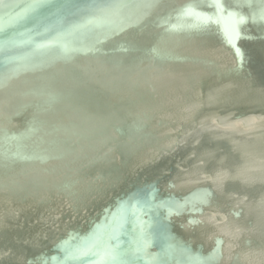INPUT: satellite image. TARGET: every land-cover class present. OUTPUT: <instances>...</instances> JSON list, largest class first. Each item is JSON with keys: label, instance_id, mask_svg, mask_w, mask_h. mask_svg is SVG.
I'll return each mask as SVG.
<instances>
[{"label": "water", "instance_id": "1", "mask_svg": "<svg viewBox=\"0 0 264 264\" xmlns=\"http://www.w3.org/2000/svg\"><path fill=\"white\" fill-rule=\"evenodd\" d=\"M27 2L14 5L18 11L9 7L8 25L0 31V182L5 181L0 198L14 207V245L18 234L26 235H18L24 238L21 252L0 238V264H88L91 257L73 256L72 250L124 207L130 213L121 243L130 264H264V234L252 221L255 212L264 218V174L248 175L257 164L222 176L208 177L203 171L186 183L185 191L176 188L180 183L170 184L175 175L191 173L193 163L221 173L226 159L198 157L207 130L224 141L234 134V144L264 136L263 126L232 131L221 121L264 107V22L252 15L258 8L232 6L235 0H222L223 12L214 0H48L35 7ZM6 8L5 2L3 14ZM191 8L207 22L188 15ZM230 13L248 22L235 25ZM182 20L194 26L192 33L178 28ZM234 25L236 33L229 34ZM176 36L205 41L221 50L227 62H203L208 81L195 87V109L175 123L165 141L150 133L152 119L140 108L147 102L144 86L138 91L129 83L144 68L150 72L159 59L184 64L185 56L171 48ZM224 83L239 94L224 96ZM210 92L215 94L207 100ZM216 104L228 110L220 115L222 123H196ZM186 121L193 125L189 130L182 125ZM71 123L78 126L76 132ZM221 139L209 146L225 147L231 154ZM54 159L62 162L66 177L50 183L41 171L50 169ZM94 162L101 169L94 171L91 188L74 184L75 199L68 202L76 172L94 168ZM51 187L65 195H51L47 205L37 197L30 216H20L17 208L27 206L42 188L50 193ZM206 194L222 201L217 214L208 210L211 215L201 226L189 225V215L180 211L184 200L195 195L197 209L195 198L204 200ZM242 215L241 221L253 217L248 228L232 221Z\"/></svg>", "mask_w": 264, "mask_h": 264}, {"label": "bare ground", "instance_id": "2", "mask_svg": "<svg viewBox=\"0 0 264 264\" xmlns=\"http://www.w3.org/2000/svg\"><path fill=\"white\" fill-rule=\"evenodd\" d=\"M25 1H28L27 3L29 5L31 4V0H5V2L7 3L8 14L2 13L3 14L2 28L8 25L7 19H9L8 15L12 13L11 11L12 8L18 11V6L17 7L16 6L13 7V6L16 5L17 3L25 2ZM179 4H181V1L178 3V5ZM114 5H117V4H114ZM231 5L236 6L235 3ZM9 7H12V8L9 9ZM116 7L117 6H112L110 9L113 10ZM7 8H6V11H7ZM256 18L260 19L259 15H257ZM189 22H190L189 20L180 21V24H178V28L185 29L186 34L192 33L194 26ZM176 33L178 32H175V34ZM176 38L177 39H175L172 42L171 48L185 56L186 61L184 64L178 65L179 63L177 62L179 61H174V59L170 61H164V60L159 59V61L157 62V66H152L151 68L149 67L150 72L148 70V67L144 68L143 70L140 71V74L134 75L133 82L129 83L130 85L131 84L137 85L136 87L138 91H139L140 85L144 86L141 89V91L145 93L143 95L146 96L145 100H147V102L144 103V105H142L140 108H143V112L148 114L150 118L153 120V121L151 120L148 125L151 128V132L150 130H147V131H149L150 133L153 132L156 135V138L158 140H165V141H168L169 138L171 139L170 130H172V132L174 131L173 128H174L175 123L176 122L180 123L182 118L188 117L187 115L188 112L191 111L192 113L195 109V106H194L195 102L192 101L191 99L192 96L194 95L195 87L199 85L202 86L203 82L208 81L205 63L203 62H212V63L218 62L223 65L227 62L226 55L221 50L218 51L214 47H210L211 45H208L205 41H197V39H194V38L190 39L186 36L183 37L184 39H180V37L178 36H176ZM211 42L212 41H209L210 44ZM143 76H145V78H141ZM203 79H206V80H203ZM221 81H222V78L218 79L217 83H220ZM224 84H226L225 86L226 89L224 90V96L228 94L230 95L229 97H232V96L239 94V93H235V91L229 92L231 89L229 88L228 84L230 83H224ZM214 94L215 92L208 93L207 100H210L214 96ZM253 104L256 105L255 102ZM240 105L242 106V104ZM210 109L214 112L210 113V115L207 117L198 116L196 119V123L205 122V123H209L210 125H212V121L214 120L217 122L220 121L219 119H220V115H222L221 113H224V111L228 112L227 109L226 110L224 108L220 109L218 107V104L214 105L213 107H210ZM241 112H243L244 114L238 115V116H241L238 119L234 118L236 116H232V114L229 115L230 116L229 118H223V120H221L223 123L220 121L223 124V127L229 128L232 131H240L241 129L245 130L249 127H256V130L255 129L254 130L259 131L261 130L262 126H263L262 128H264V107H261V108L258 107L255 111H248V113H246L245 111H241ZM138 114H141V113L138 112ZM203 117H205V119H203ZM157 119L159 123H155L156 122L155 120ZM185 123L187 124V121L184 122V124H182L184 127V130L186 128H188L189 130L190 128L189 125L188 124L185 125ZM160 124L163 125V127H161ZM70 126L74 128L75 132L77 131L78 126L76 124L71 123ZM192 127L193 125L191 126V128ZM254 130H250V131H254ZM67 132L68 131L64 129V133H67ZM215 135L216 133L210 130H207L204 136L205 143L204 144L202 143V147L198 152V157L204 161H212L214 158L215 159H218V158L226 159L221 169L218 171V172L221 171V173L215 172L213 168L209 167L210 165H208L206 169L204 170L203 168L200 169L199 167H197L195 163H193L192 171L190 170L191 173L185 174L184 176H180V177L175 175L170 180V184H172L171 187H173L175 184L180 183L179 185H175L176 188H178L181 191H185V189L189 188V186L186 187V183L190 182V179L191 180L199 179L203 171H205L204 173L205 175L209 174L208 177H212L213 175L222 176L223 171H227L229 174L236 173L238 166H240V169H241V168L246 167L248 164L249 165H253V164L260 165V166H257V165L255 166V173L248 172V175L250 177H254L252 176L254 174H264V173H260L264 171V166H262L264 165V136L263 134L257 137L251 138V139L246 138L248 141H240L238 139L237 144H234V140H236L237 138L236 136H234V134L227 135V137L224 138L226 139V141L222 140L221 138L216 137ZM216 139H221L223 146H229L230 152L233 155L231 154L227 155V150L225 149V147H220L218 145L209 146L210 143H212ZM80 143L81 141L79 140L77 141L76 144H80ZM76 146L70 148L71 152L76 148ZM147 153L148 151H146V154ZM190 155H191V151L188 152L186 155H184L185 162H188V158L190 157ZM233 159H238L239 161L233 160ZM61 163L62 162L60 160L54 159V161L49 166L50 169L44 168L46 171H43V170L41 171L42 175L45 178L50 180V183H53V182L56 183V178L62 174H63L62 175L63 178L66 177L65 173H61L64 170L63 166L61 167ZM91 165H93L94 168L90 170L87 169L85 171L81 170L78 173L76 172V175L73 178L74 180L69 186L71 191L67 189V192H66V195L70 197L68 198V202L69 201L73 202L75 199V197L71 194V192L75 191L76 189V187H74V184H77L79 182V185L83 183L86 185V187H88V189L91 188L92 181L94 182L93 179H95V177L93 176V174H95L94 171L101 169V166L97 162H94V164H90V166ZM253 166L247 169L251 170L254 168ZM104 172L106 173V171ZM70 179L72 178H69L68 180ZM2 182L3 184L5 183L4 180H2L0 183L2 184ZM63 187L65 188V186ZM48 189L50 193H48L47 191H43V188H42L38 192V194L31 195L30 201L27 206H23V207L20 206L19 208H17V210L20 211V216L24 218H27L30 216V213H32L31 211L32 208H29V207H34V205H36L33 202V200H35L37 203L38 202L37 197L41 200V202L44 205H47V203H49V200H52L54 198L53 196L49 199L51 195L58 196V194H61V193L65 195L64 191L62 190L59 191L55 189V187H51ZM182 196H185V194ZM191 197L192 198H186L184 200L181 210H180L181 214L185 215L186 213L187 215H189L188 221L191 223V224L189 223V225L198 223L201 226L203 222L210 217L211 215L210 211L213 212L214 214H217L215 213V211H217L216 210L217 207L222 203V201H220L218 198H214L212 194H206L204 197V200L200 198H195V201L200 204L197 207V209H195L193 207V200H194L195 195ZM85 200L87 199L86 198L82 199V201H85ZM47 207L49 208L52 206L49 205ZM13 208L14 207H10V204L8 203V201H5L4 199L0 198V238H2L5 241L11 242L16 252H21L20 244L23 243L22 239L24 238L22 236L19 238L18 235H25V234H18L16 236V242H15L16 245H14V241L11 236L13 235V233L11 232L12 230L11 228H12V225L14 224ZM186 208L187 210H185ZM121 213L123 214V222L126 223V220L128 219V214L130 213V207L122 208V210L118 214H121ZM118 214L116 215L115 218L120 219V216ZM257 214H258L257 212L254 213V216H255L254 220H252L253 219L252 216H249V217H252V219L250 220H252L255 224H257V226L262 231L261 234H264V220H263L264 218L260 219V216H257ZM234 217L235 216H232L233 219ZM244 217L246 216L242 215V217L239 216V219L237 220L232 219L233 222L235 221L234 225L237 224L236 227H247L248 228L250 225L249 223L250 220L248 219L247 221L246 220L241 221V219L242 218L244 219ZM182 222L186 223V220L183 219ZM190 229H192L191 226H190ZM202 237H203V233H202ZM247 244L250 247L255 248V246L251 245L252 244L251 242Z\"/></svg>", "mask_w": 264, "mask_h": 264}, {"label": "snow or ice", "instance_id": "3", "mask_svg": "<svg viewBox=\"0 0 264 264\" xmlns=\"http://www.w3.org/2000/svg\"><path fill=\"white\" fill-rule=\"evenodd\" d=\"M48 0H31L30 7L45 4ZM237 7H247L253 9L258 8V12L254 11L252 15H259L261 22H264V0H235ZM213 6L220 9L222 12L227 11L223 7L222 0H214ZM5 7V0H0V31H2L3 22V9ZM188 15H191L196 20H203L207 22L208 18L202 16L194 8L188 10ZM234 19L236 13L229 14ZM248 21L243 17L235 19V25L240 23H247ZM232 26L229 30V34L236 33V27ZM240 55V53H237ZM120 219L111 218L106 220L103 224L95 226L94 231L88 234L81 245L72 250L73 256H89L88 264H130L125 259L126 252L123 250L121 243L123 228L125 222H123V214H118ZM142 264H150L148 261L142 262Z\"/></svg>", "mask_w": 264, "mask_h": 264}]
</instances>
